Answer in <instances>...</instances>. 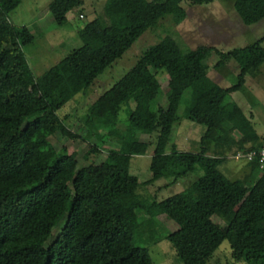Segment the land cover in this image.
Listing matches in <instances>:
<instances>
[{
	"label": "trees",
	"instance_id": "1",
	"mask_svg": "<svg viewBox=\"0 0 264 264\" xmlns=\"http://www.w3.org/2000/svg\"><path fill=\"white\" fill-rule=\"evenodd\" d=\"M184 1L214 0H106L79 31L83 44L37 77L23 50L35 36L10 19L21 0H0V264H156L150 247L163 240L183 264H208L225 240L232 264H264V168L256 157L241 179L220 169L229 153L264 147L253 114L231 100L248 75L261 72L264 36L228 52L216 49L215 67L239 66L238 82L223 87L205 62L215 48L185 50L167 35L89 105L81 124L86 133L74 132L68 114L62 115L78 95H90L98 77L148 29L167 15L180 23L187 15ZM85 4L54 0L49 10L64 25L75 8L86 19ZM233 8L245 25L264 19V0H233ZM165 72L167 103L155 107ZM187 92L184 117L206 127L196 152L169 146ZM57 133L114 144H90L88 154L106 149L107 157L80 166L74 153L56 147ZM153 143L152 177L141 181L131 173L132 158ZM193 172L202 174L166 198L142 193L159 179L168 186ZM163 215L179 228L170 230Z\"/></svg>",
	"mask_w": 264,
	"mask_h": 264
},
{
	"label": "rangeland",
	"instance_id": "2",
	"mask_svg": "<svg viewBox=\"0 0 264 264\" xmlns=\"http://www.w3.org/2000/svg\"><path fill=\"white\" fill-rule=\"evenodd\" d=\"M53 1L21 0L20 4L10 12V19L15 26H27L35 36L34 41L25 45L23 50L33 73L37 77L83 44L79 31L89 20L95 18L96 13L103 10L106 3V0H86L85 8L82 11L84 14L88 13L86 19L80 17V8H75L69 14L70 21L64 25H58L49 10ZM183 6L187 11V15L180 23L177 24L172 15H167L157 26L148 29L141 35L122 58L118 59L98 77L94 91L90 95L85 97L78 95L75 106L66 105L64 107L62 115L68 114L69 117L66 121L74 132L86 133L81 128V124L83 114L87 111L89 105L127 73L145 50L167 35L173 36L185 50L194 49L200 45L212 46L215 49L205 60L209 65L210 77L223 87H229L238 82L239 66L235 61L221 67H215L220 59L216 49L228 52L237 47L250 44L254 38L263 37L264 19L253 25H245L233 8V0H214L206 4H194L184 1ZM159 78L163 91L155 101V107L167 103L166 90L168 89L169 75L165 72ZM189 97L190 94L187 92L183 103L178 109L179 119L174 124L169 146L171 149V146L175 144L178 150L196 152L201 150L200 141L206 127L184 117ZM231 100L240 105L248 115L253 114L256 127L264 138V64L261 67V72L256 77L247 76L244 86L232 93ZM132 106L137 107L135 102H132ZM126 115L125 110H123L121 116L126 117ZM235 136L239 138V133L236 132ZM153 138H156V134L153 135ZM54 143L62 153H74L80 166L88 165L92 161L100 163L107 157L108 152L106 149L97 154H88L90 144L95 143L103 148L114 144L111 140L104 141L97 137H93L86 142L73 140L61 133H57L54 137ZM154 146V143L151 144L144 155H136L132 158L131 173L138 176L141 181L152 177L150 165ZM213 148L212 145L210 151ZM86 154H88V157ZM247 162L246 158L227 157L220 165V169L231 179H241ZM200 174L202 172L190 173L177 183L168 186L164 185L169 180L159 179L142 189V193L147 196L156 195L159 199H163L182 191L195 181ZM159 186L164 187L158 190ZM215 219L221 221L218 218ZM161 220L172 231L179 228V225L166 215L161 216ZM58 231L59 228H56L53 236L48 241L49 244L55 239ZM150 252L156 264H183L179 262L176 252L168 240H163L151 246ZM232 261L231 245L228 240H225L208 264H232Z\"/></svg>",
	"mask_w": 264,
	"mask_h": 264
},
{
	"label": "built area",
	"instance_id": "3",
	"mask_svg": "<svg viewBox=\"0 0 264 264\" xmlns=\"http://www.w3.org/2000/svg\"><path fill=\"white\" fill-rule=\"evenodd\" d=\"M81 17H83V15H81ZM256 157H258L261 167L264 168V147H262L260 150H249L246 153L238 152L236 155L237 159L246 158L248 161H251Z\"/></svg>",
	"mask_w": 264,
	"mask_h": 264
},
{
	"label": "crops",
	"instance_id": "4",
	"mask_svg": "<svg viewBox=\"0 0 264 264\" xmlns=\"http://www.w3.org/2000/svg\"><path fill=\"white\" fill-rule=\"evenodd\" d=\"M69 14H70V12L67 14V16L69 17ZM69 19V18H68ZM69 21H70V19H69ZM231 156H236V155H234L233 153H229L228 155H227V157H231ZM226 160V159H225ZM224 160V161H225ZM248 163L249 162H247V164H246V168L244 169V172H243V174L244 173H246V171L249 169L248 167H249V165H248ZM222 165V164H221ZM224 172V171H223ZM225 173V172H224ZM228 176V175H227Z\"/></svg>",
	"mask_w": 264,
	"mask_h": 264
}]
</instances>
